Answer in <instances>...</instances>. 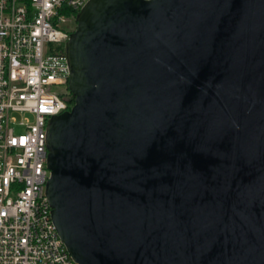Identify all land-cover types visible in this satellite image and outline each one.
Instances as JSON below:
<instances>
[{"label": "water", "instance_id": "water-1", "mask_svg": "<svg viewBox=\"0 0 264 264\" xmlns=\"http://www.w3.org/2000/svg\"><path fill=\"white\" fill-rule=\"evenodd\" d=\"M63 46L45 196L77 264H264V0H88Z\"/></svg>", "mask_w": 264, "mask_h": 264}, {"label": "built area", "instance_id": "built-area-1", "mask_svg": "<svg viewBox=\"0 0 264 264\" xmlns=\"http://www.w3.org/2000/svg\"><path fill=\"white\" fill-rule=\"evenodd\" d=\"M87 1L0 0V264H77L50 217L45 139L69 108L65 23Z\"/></svg>", "mask_w": 264, "mask_h": 264}, {"label": "rangeland", "instance_id": "rangeland-1", "mask_svg": "<svg viewBox=\"0 0 264 264\" xmlns=\"http://www.w3.org/2000/svg\"><path fill=\"white\" fill-rule=\"evenodd\" d=\"M65 26H66V27H64V28H67V29L73 31L74 28H75V22H74V19H71V18L68 19V21L65 23ZM25 116L28 117L29 121L32 120L31 116H29V115H25ZM17 118L19 119V116H18ZM16 131L18 132L19 130H16Z\"/></svg>", "mask_w": 264, "mask_h": 264}, {"label": "trees", "instance_id": "trees-1", "mask_svg": "<svg viewBox=\"0 0 264 264\" xmlns=\"http://www.w3.org/2000/svg\"><path fill=\"white\" fill-rule=\"evenodd\" d=\"M75 13L76 12H71L70 16L74 17ZM64 99L67 101L68 107L70 108L73 105V99L70 97L68 93H66V95L64 96Z\"/></svg>", "mask_w": 264, "mask_h": 264}, {"label": "bare ground", "instance_id": "bare-ground-1", "mask_svg": "<svg viewBox=\"0 0 264 264\" xmlns=\"http://www.w3.org/2000/svg\"><path fill=\"white\" fill-rule=\"evenodd\" d=\"M69 109V108H68Z\"/></svg>", "mask_w": 264, "mask_h": 264}]
</instances>
